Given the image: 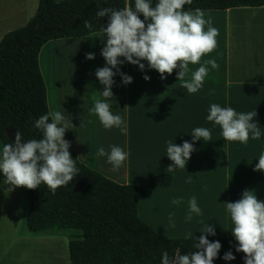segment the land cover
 Here are the masks:
<instances>
[{
    "label": "crops",
    "instance_id": "obj_1",
    "mask_svg": "<svg viewBox=\"0 0 264 264\" xmlns=\"http://www.w3.org/2000/svg\"><path fill=\"white\" fill-rule=\"evenodd\" d=\"M38 1L0 0V40L10 30L27 23L35 14ZM204 11L205 19L211 17L219 35L217 48L204 56L201 63L215 59L219 69L208 66L203 87L195 94H188L177 80L178 70L161 80L155 70L147 68L146 61H142L143 72L125 62L120 70L131 76L133 82L122 85L121 77L116 75L112 87L114 98L107 102L113 114L127 122L126 135L117 128L104 129L95 114L89 115L94 98L104 99L100 95L103 86L95 77V70L105 64L100 55L106 39L103 31L50 40L42 46L38 57L49 111H61L75 126L64 137L70 141V148L82 163L115 182L140 183L168 172L167 167L172 164L166 156L168 141L176 145L192 142L194 128L211 130L212 141L194 142L196 151L185 170L168 172L172 174L169 186L156 187L138 202L143 220L162 237L176 230H191L199 237L201 220L211 224L216 235L229 233L233 224L226 202L240 199L245 189L254 190L257 198L264 201V173L252 170L264 153V4ZM89 52L95 53L93 60L85 59ZM199 66L189 67L195 71ZM144 75L150 79L145 81ZM186 79H190V74ZM213 103L232 107L238 113L255 110L261 138H250L247 144L225 141L220 126L206 119ZM112 145L129 153L125 165L115 172L111 171L106 157L95 156L99 147L110 151ZM189 176L192 182L186 183ZM3 179L0 173V264H71L69 243L81 239L82 230L71 227L29 230L28 201L23 188L8 191ZM172 196L182 197L183 203L170 206L168 199ZM192 196L197 198L203 215H194L186 223L187 202ZM166 207L177 214L173 218L175 228L169 227L168 217L162 223L152 216L157 210V214H163Z\"/></svg>",
    "mask_w": 264,
    "mask_h": 264
},
{
    "label": "clouds",
    "instance_id": "obj_2",
    "mask_svg": "<svg viewBox=\"0 0 264 264\" xmlns=\"http://www.w3.org/2000/svg\"><path fill=\"white\" fill-rule=\"evenodd\" d=\"M193 0H157L155 6L152 0H134V7L127 5L122 9L109 7L98 8L97 18L107 17V25H103V47L100 55L105 64L95 70V77L103 86L100 95L104 99H95L89 115L95 114L104 129L117 128L124 135L128 132L127 122L120 116L114 115L111 105L107 102L114 98L112 87L114 77H121V84L128 85L133 78L120 70L125 62L138 66L140 71L147 68L155 70L161 80L177 71V80L188 94L197 93L204 84V79L212 70H218L219 64L215 59L202 58L217 48L219 29L213 27L211 17L205 19V11L199 8L194 11L184 10L185 5H191ZM141 15L143 19H141ZM84 27L91 29L92 23L83 21ZM207 26V30H205ZM95 53L85 54L86 60H93ZM123 58V59H121ZM190 65H200L191 71ZM115 69V71H113ZM190 74V79H186ZM148 81L150 77L144 75ZM257 112L238 113L232 107H221L219 104L210 105L208 122L221 128V135L225 141L247 144L249 139L259 140L261 130L255 121ZM51 118V122H49ZM35 129L40 130L42 138L24 141L22 134L15 132L14 142L0 147V173L3 174V184L8 191L16 188L35 190L41 184L55 193L59 187L68 185L80 174L72 158L69 148L70 141L66 140L65 133L70 127V119L61 111H52L41 115L34 121ZM192 142L184 141L180 145L172 141L167 142L166 156L172 161L167 167L168 172L176 169L185 170L191 154L196 151L194 142L212 141L211 130L205 127H196L191 133ZM97 158L106 157L111 165V171H118L125 165L129 153L121 147L112 145L110 151L103 146L95 153ZM254 172L264 173V153H261L258 163L252 169ZM191 183V176L185 181ZM172 205H180L183 198H173ZM188 210L185 222H190L193 216H202L197 198L192 196L188 200ZM226 210L230 214L233 224L231 235L236 244L235 251L242 252L244 264H264V201H260L254 190L245 189L241 198L235 202H226ZM175 213L168 215L169 227L175 228ZM203 227L201 235L195 237L192 232L186 233V239H192L194 251L181 254L177 249L170 256L167 251L162 252L161 264H213L222 247L219 241H209L208 236H215V228L204 221H199ZM232 251L225 252L222 259L234 260Z\"/></svg>",
    "mask_w": 264,
    "mask_h": 264
},
{
    "label": "trees",
    "instance_id": "obj_3",
    "mask_svg": "<svg viewBox=\"0 0 264 264\" xmlns=\"http://www.w3.org/2000/svg\"><path fill=\"white\" fill-rule=\"evenodd\" d=\"M157 0H152L155 6ZM264 0H193L184 10L227 9L260 6ZM134 7V0H39L27 23L10 30L0 40V141L14 142L15 132L24 141L41 139L34 121L49 113L47 89L39 66V52L50 41L100 32L107 17L97 18L98 8ZM143 19V16L140 17ZM93 27L85 28L83 21ZM51 122V118L49 120ZM80 169L73 181L52 193L41 184L35 190L23 188L28 212L26 224L35 231L48 227L82 230V238L69 243L71 264H161L163 251L170 256L194 251L193 240L165 238L138 215V202L156 187L169 186L172 174L162 172L140 183L120 184L82 163L69 148ZM222 245L213 264H244L232 236H209ZM232 251L235 259H222Z\"/></svg>",
    "mask_w": 264,
    "mask_h": 264
},
{
    "label": "rangeland",
    "instance_id": "obj_4",
    "mask_svg": "<svg viewBox=\"0 0 264 264\" xmlns=\"http://www.w3.org/2000/svg\"><path fill=\"white\" fill-rule=\"evenodd\" d=\"M174 197L172 196V197H170L169 199H168V204H170V206H174V205H172L171 203H170V201L173 199ZM169 206V207H170ZM167 208V207H166ZM158 211V210H157ZM157 211L156 212H154L153 214H152V216H153V218H154V220L155 221H157V222H159V221H161L162 223H165L164 222V219L166 218V217H168V215H169V213L170 212H172V211H170V210H168V208H167V210H164V213L163 214H157ZM141 213V214H140ZM138 215H139V217L140 218H142L143 219V215H142V208H140V212H138ZM142 215V216H141ZM175 216H177V214H175L174 215V217ZM180 216V215H179ZM182 216V215H181ZM180 216V217H181ZM173 217V218H174ZM176 225V224H175ZM190 232H192L193 233V235L194 236H196L198 233H194V231H191V230H189ZM165 232H167V231H165ZM186 233H188V232H184V231H181V230H176V231H174V232H169V233H166L167 234V236L168 237H165V238H178V237H185L186 236ZM199 235H201V234H199ZM222 234H217L216 236H221ZM223 235H227V236H230L231 235V232H229V233H226V234H223ZM222 235V236H223Z\"/></svg>",
    "mask_w": 264,
    "mask_h": 264
}]
</instances>
